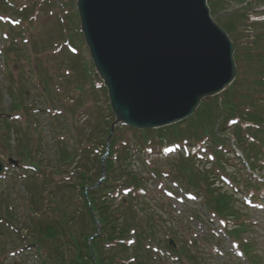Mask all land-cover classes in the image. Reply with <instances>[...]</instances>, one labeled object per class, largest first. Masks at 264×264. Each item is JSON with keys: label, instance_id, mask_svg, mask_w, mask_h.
<instances>
[{"label": "rangeland", "instance_id": "rangeland-1", "mask_svg": "<svg viewBox=\"0 0 264 264\" xmlns=\"http://www.w3.org/2000/svg\"><path fill=\"white\" fill-rule=\"evenodd\" d=\"M3 1L5 0H0V5ZM11 2L13 4L10 13L3 12L4 10L0 8V13L5 15L0 17V111L8 114L7 121H11L13 127H20V125L27 127L29 123L30 128L27 130L32 131V142H37L40 146L38 156L41 160L39 163L42 162L43 165L42 169L38 171L40 174L37 179L41 183L39 189L43 191L45 199L47 196L66 199L72 197L70 209H81L80 194L73 187L74 184L72 185L76 176L64 170L69 169L68 167H56L55 157L47 156V161H42V159L46 157L47 153L52 155V152L57 149L55 146L56 137L64 145L72 143L73 151L77 157L83 156L86 143L94 140L92 149L94 154L90 156L93 162L91 165L93 172V169L99 165L100 146L96 152V142L100 136L103 137V134L107 133L99 131V126H103L106 119L113 120L114 115L111 110L105 108L108 105L107 95L94 70L79 29L75 0H12ZM24 3L28 7L26 19L13 12L20 11L24 7ZM210 5L213 9L211 15L221 25L229 21L228 18H224V14L240 7V4L235 0H226L224 5L216 11L211 2ZM263 14H259L256 18H262ZM230 20L234 22L236 18ZM244 30L242 25L233 28L232 35L237 36L239 40H246L243 35ZM248 30L252 31V28H248ZM33 42L36 48L33 47ZM4 52L8 53L7 58ZM46 81L50 82L49 88L47 86L49 93L46 92ZM10 88L17 98L21 97V94H18L19 90L21 93H25L23 103L27 104L28 108H32V116H29L28 119L23 109H10L12 103ZM220 98L218 95L212 98H203L191 117L164 128L149 129L147 134L150 140L147 142L142 141L140 131L126 130L131 129L126 127L121 133V137L126 141H137L134 144L139 145L132 149V158H128L125 162L117 161L116 168L126 169V174L127 171H134L144 178V193H142L144 197L139 201H132L131 204L133 209L136 206L144 207V215L153 218L152 225L158 239V245L153 244V246L162 250V255L165 256L163 262H168V264H175L166 250L168 249L167 240L172 238V235L176 245L182 244L186 247L185 242L191 240L188 242L190 253L195 254L196 259L199 256L197 261L200 263L251 264L247 257L241 255L232 240L223 233V229L226 228L222 221L215 214H207L205 211L206 206L201 202L206 199V193L210 196L218 193L232 196L235 206H231V208L240 218L236 219L245 222L247 226V230L243 232L242 236L250 242L258 264H264V188L249 189L244 182L236 189L235 181L228 176V173L237 176L240 180L241 176L247 178L249 170L239 164L237 159L229 162L230 160L227 161L223 158L225 171L220 168L215 170L216 161L213 152L207 146L212 143L207 136L203 135L202 130L206 132V129H209L210 120L215 121L211 117L213 116L212 112L215 111L216 118H220L221 109H217L221 102ZM73 108L75 112L72 114V119ZM220 123L218 127L210 126V130L214 128L220 133V129H226V133L231 134L234 128L232 126L236 125H229L228 118L224 119V117L220 119ZM107 126L105 124V127ZM54 129L59 132L56 133ZM158 130L160 132H157ZM156 132L163 136V140L155 138ZM193 132L202 137V140L197 142L198 144H192L189 139L193 138L191 135L194 134ZM3 135V130L0 129V160L7 166L0 178V198L7 200L6 205L9 206L8 208L16 216V219L21 222L22 230L15 227L8 229L9 224L0 228V233L3 232L0 235V250L2 249L0 264H41V259L45 255L37 254L36 246H30L28 252L22 250L27 240L31 241L32 239L33 242L37 237L34 233L31 237L28 231L23 230L30 214L28 206L32 205L28 201L25 188L27 177L24 175L27 174V167L19 162L17 165L7 164L9 158L18 160L13 150L15 149L16 133L11 134V140L8 143ZM177 136H183L187 145L186 150L189 149L191 152L193 148L196 149L194 155H197L198 158L201 157L199 160L202 162L196 164V167L204 171V177L209 181L208 184L202 181L201 184L206 183L208 187L199 185L196 188L199 195H192L191 198H187L185 194L193 186L187 182V187L182 191L179 182L172 178L173 170L177 169L174 164L178 161L179 154L183 153V150L179 152L175 148L168 154L161 150L164 145L181 143L179 140H175ZM231 147L233 148L232 145ZM227 154L230 157L234 156L231 151H228L225 156ZM180 168L183 173L189 170L182 163ZM257 174L264 177V162ZM197 180H201V175ZM181 182L183 183V180ZM209 189L211 191H208ZM252 194L255 195L254 200L251 198ZM122 197L127 196L121 189L115 197V205L119 207L120 211L124 210L120 206ZM50 206L53 207L51 203L41 202L36 208L37 215L42 216L41 213H47L55 217L56 211ZM66 206L68 205L66 204ZM135 212L132 210L131 214L135 216L137 213ZM138 213V218L143 219L141 217L142 210ZM1 214H3V208L0 206ZM7 220L9 223L12 222L10 218ZM237 224L238 222L233 220L232 224L227 225V228H232ZM22 236L25 238L23 239ZM45 251L41 248V252ZM167 254L170 257L166 256ZM200 258H202V262Z\"/></svg>", "mask_w": 264, "mask_h": 264}, {"label": "water", "instance_id": "water-1", "mask_svg": "<svg viewBox=\"0 0 264 264\" xmlns=\"http://www.w3.org/2000/svg\"><path fill=\"white\" fill-rule=\"evenodd\" d=\"M76 3L116 116L111 133L119 123L154 128L179 121L235 77L233 44L206 0Z\"/></svg>", "mask_w": 264, "mask_h": 264}, {"label": "trees", "instance_id": "trees-1", "mask_svg": "<svg viewBox=\"0 0 264 264\" xmlns=\"http://www.w3.org/2000/svg\"><path fill=\"white\" fill-rule=\"evenodd\" d=\"M225 26L227 31H232L231 23ZM256 29L257 32L251 40L252 45H254L252 48H244L237 41L234 42V57L238 66V73L222 100V112L225 116L237 115L248 122L247 127H235L233 132L238 139V146L243 150L251 166L255 163L251 162L250 159L253 158L255 161L258 159L260 148L264 143V23H258ZM10 94L12 96L10 109H23L24 94L22 93L20 98H17L13 91ZM212 113L213 116L211 117H214L215 112ZM105 124L108 125V121H105ZM210 125H213V121ZM0 126L5 131L4 136L7 137L8 141H10L11 134L16 133L15 149L20 160L28 162L30 165L34 164L37 169L40 168L35 160L39 149L35 147L34 152H32L29 136L18 127H13L11 122L4 117L0 120ZM100 130L106 133L108 127L101 125ZM115 130L109 155L105 160V179L94 189L90 187L102 175L100 158L98 159L99 165L95 167L93 172L90 168L93 164L90 154L94 145H89L90 149H84L83 156L79 157L73 151L74 148L64 144L56 145V167L65 168L74 163L70 172L76 176V179L72 184H74L73 187L77 188L83 206L81 209L72 210L70 209L72 197L67 199L55 197L57 216L46 219L37 218L30 222L31 234L37 235L34 242L46 250L41 264H132L134 257L136 258L135 264H146L150 261L152 252L145 245V241L155 238L156 233L152 225L153 218L144 215L143 210L141 215L143 219H139L138 214L134 216L129 213L131 212L130 201L132 198L137 200L136 195L129 194L126 201L122 198L121 206L124 208L122 211H119L113 204L114 193L120 186L138 190L144 185L143 178L138 173L130 171L126 174V169L116 168L113 154L116 153L115 145L119 140L121 128ZM105 135L103 134V137L100 136L98 139V145L103 149H101L102 153L104 152ZM212 135L214 140L218 139L216 134L212 133ZM244 135H247L252 141L249 142ZM127 152V148L119 152L120 162L126 161ZM184 163L189 164L187 161ZM54 170L57 171V169ZM64 170L67 171L68 169ZM188 172L189 170L186 174L188 183L197 186L196 174ZM119 182L121 183L118 184ZM38 186L32 180L31 174L30 180L27 182V189L31 197L32 195L38 196ZM206 186L208 187L207 184ZM84 191L87 193L93 212H90L88 208ZM209 196L205 199L208 210L215 211L220 216L233 214L229 207V203L232 201L230 196L223 193ZM29 210L32 214V207ZM96 219L100 224L98 234H96ZM131 230H134L136 234V247L132 249V253L131 248L125 243ZM240 230H243V227L234 229L231 235L238 238Z\"/></svg>", "mask_w": 264, "mask_h": 264}]
</instances>
